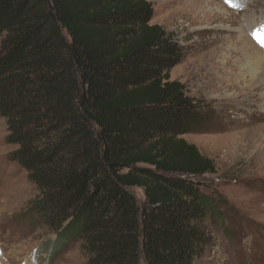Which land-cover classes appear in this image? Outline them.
<instances>
[{
  "label": "trees",
  "instance_id": "16d2710c",
  "mask_svg": "<svg viewBox=\"0 0 264 264\" xmlns=\"http://www.w3.org/2000/svg\"><path fill=\"white\" fill-rule=\"evenodd\" d=\"M151 17L149 0H0V114L54 254L201 264L212 243L215 164L183 136L213 111L170 80L184 51Z\"/></svg>",
  "mask_w": 264,
  "mask_h": 264
},
{
  "label": "rangeland",
  "instance_id": "374dc122",
  "mask_svg": "<svg viewBox=\"0 0 264 264\" xmlns=\"http://www.w3.org/2000/svg\"><path fill=\"white\" fill-rule=\"evenodd\" d=\"M149 1L151 24L164 28L184 51L169 73L170 80L183 84L214 116L183 136L214 162L216 174L204 175L200 181L210 197L223 199L224 219L213 227L212 243L201 264H264V49L248 35L255 16L244 14L239 22L247 7L264 20V0L240 12L220 0ZM7 134L0 114V239L8 234L10 246L0 260L3 264L26 260V264H85L79 241L54 257L46 254L57 238L56 228H48L32 207L36 187L11 158L16 146L7 142ZM132 191L142 201L141 190ZM27 208L30 211L24 212ZM34 247L35 258L28 263Z\"/></svg>",
  "mask_w": 264,
  "mask_h": 264
},
{
  "label": "snow or ice",
  "instance_id": "6c2138e0",
  "mask_svg": "<svg viewBox=\"0 0 264 264\" xmlns=\"http://www.w3.org/2000/svg\"><path fill=\"white\" fill-rule=\"evenodd\" d=\"M258 32H264V25H261L258 29H254L253 32L251 33L253 35L254 39H257L258 43H261V46L264 47V39H260L257 36Z\"/></svg>",
  "mask_w": 264,
  "mask_h": 264
},
{
  "label": "bare ground",
  "instance_id": "6f19581e",
  "mask_svg": "<svg viewBox=\"0 0 264 264\" xmlns=\"http://www.w3.org/2000/svg\"><path fill=\"white\" fill-rule=\"evenodd\" d=\"M224 19V18H223ZM240 67H242L243 68V66L242 65H240ZM253 75H255V73H253ZM249 86V85H248Z\"/></svg>",
  "mask_w": 264,
  "mask_h": 264
}]
</instances>
